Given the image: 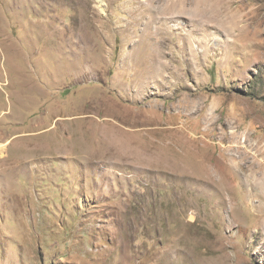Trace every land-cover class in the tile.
<instances>
[{"label":"rangeland","instance_id":"obj_1","mask_svg":"<svg viewBox=\"0 0 264 264\" xmlns=\"http://www.w3.org/2000/svg\"><path fill=\"white\" fill-rule=\"evenodd\" d=\"M263 179L264 0H0V264H264Z\"/></svg>","mask_w":264,"mask_h":264},{"label":"bare ground","instance_id":"obj_2","mask_svg":"<svg viewBox=\"0 0 264 264\" xmlns=\"http://www.w3.org/2000/svg\"><path fill=\"white\" fill-rule=\"evenodd\" d=\"M7 150V149H6ZM32 151V150H31ZM35 151V150H34ZM263 178V177H262ZM264 180V179H263Z\"/></svg>","mask_w":264,"mask_h":264}]
</instances>
